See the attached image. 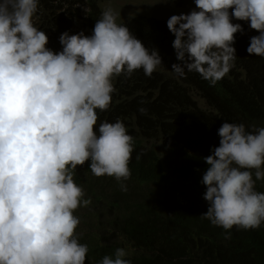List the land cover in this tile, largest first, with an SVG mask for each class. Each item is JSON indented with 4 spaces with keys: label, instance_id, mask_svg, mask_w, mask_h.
<instances>
[{
    "label": "clouds",
    "instance_id": "1",
    "mask_svg": "<svg viewBox=\"0 0 264 264\" xmlns=\"http://www.w3.org/2000/svg\"><path fill=\"white\" fill-rule=\"evenodd\" d=\"M169 1L178 9L176 0ZM101 3L112 0H99L100 9ZM188 3L195 10L168 21L136 17L167 24L181 61L172 71L179 77L196 72L214 86L230 72L235 34L243 32L233 17L260 33L250 38L247 52L264 57V0ZM38 5L0 0V264H85L89 248L79 241L74 213L91 199L75 183L74 170L90 160L95 176H114L127 191L123 181L131 177L133 152V137L120 120L100 123L97 135L96 110L110 106L114 77L143 69L151 78L162 58L124 25L136 18L117 23L120 13L111 6L101 9L90 36L84 31L91 13L87 0L53 1L59 32L51 33V23L33 18L44 10ZM69 8L73 14L66 13ZM63 27L68 32L62 34ZM58 35L62 51L56 53L47 45ZM218 135L219 146L204 157L209 208L201 218L225 229L227 239L234 226L248 230L264 223V193L255 190V180H264V127L248 131L242 123L225 122ZM127 255L117 248L99 264H131Z\"/></svg>",
    "mask_w": 264,
    "mask_h": 264
},
{
    "label": "trees",
    "instance_id": "2",
    "mask_svg": "<svg viewBox=\"0 0 264 264\" xmlns=\"http://www.w3.org/2000/svg\"><path fill=\"white\" fill-rule=\"evenodd\" d=\"M53 1L58 0H39L38 10H44L33 17L51 23L48 33L59 32ZM87 2L91 13L84 31L91 36L102 11L99 0ZM232 22L243 27L235 34V66L214 86L196 72L179 77L172 71L181 61L166 23L136 18L124 24L146 48L159 51L162 64L151 78L143 69L114 77L110 106L96 110L97 135L100 123L120 120L133 137V152L131 177L123 181L127 191L114 176H95L90 160L74 170L75 183L91 199L74 213L80 218L76 234L89 248L85 264L114 257L121 247L131 264H264V223L258 229L234 226L226 239L225 229L201 218L209 208L204 157L219 146V128L225 122L242 123L248 131L264 127V57L247 52L250 38L260 33L248 21ZM60 36L47 45L56 53L62 51ZM255 190L264 193V180H255Z\"/></svg>",
    "mask_w": 264,
    "mask_h": 264
},
{
    "label": "rangeland",
    "instance_id": "3",
    "mask_svg": "<svg viewBox=\"0 0 264 264\" xmlns=\"http://www.w3.org/2000/svg\"><path fill=\"white\" fill-rule=\"evenodd\" d=\"M189 1L190 0H176L179 10L171 6L169 4V0H112V3L108 6H104V3H101L100 7L104 10L105 8L111 6L119 12L120 15L117 23L130 22L132 19L141 16L168 21L172 15L189 14L191 11L195 10L194 6L188 3ZM147 5L151 7H148ZM77 8L83 12L86 11L84 7L77 6ZM75 27H80L78 22Z\"/></svg>",
    "mask_w": 264,
    "mask_h": 264
}]
</instances>
